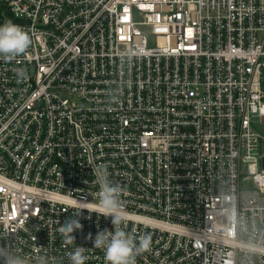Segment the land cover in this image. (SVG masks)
Here are the masks:
<instances>
[{
  "label": "built area",
  "instance_id": "built-area-1",
  "mask_svg": "<svg viewBox=\"0 0 264 264\" xmlns=\"http://www.w3.org/2000/svg\"><path fill=\"white\" fill-rule=\"evenodd\" d=\"M8 20L32 43L0 58V264H106L101 166L152 237L136 264H264V0H0Z\"/></svg>",
  "mask_w": 264,
  "mask_h": 264
},
{
  "label": "clouds",
  "instance_id": "clouds-1",
  "mask_svg": "<svg viewBox=\"0 0 264 264\" xmlns=\"http://www.w3.org/2000/svg\"><path fill=\"white\" fill-rule=\"evenodd\" d=\"M31 43L29 32L11 20L0 25V58L3 60H15L29 49ZM134 55H140V51L134 50ZM16 74L20 79L26 76V72L22 68L16 69ZM96 174L100 190L97 203L91 206V209L99 216L111 217L113 230L105 229L98 232L93 246L104 251L106 264H136L137 256L150 251L152 237L150 234H144L139 236L137 242V238L121 227L127 220L121 200L123 189L119 184H114L109 180V173L105 167H99ZM76 207L78 210L67 218L59 228L66 244H73L76 239L74 233L83 229L79 217L84 208L78 202ZM87 238L91 240V234ZM84 252V247H76L74 251L69 252L68 258L71 264H85L87 256L84 255ZM12 264H24V262L13 261Z\"/></svg>",
  "mask_w": 264,
  "mask_h": 264
}]
</instances>
